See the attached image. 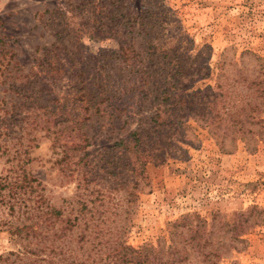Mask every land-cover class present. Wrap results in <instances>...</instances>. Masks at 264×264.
Segmentation results:
<instances>
[{
    "label": "rangeland",
    "instance_id": "1",
    "mask_svg": "<svg viewBox=\"0 0 264 264\" xmlns=\"http://www.w3.org/2000/svg\"><path fill=\"white\" fill-rule=\"evenodd\" d=\"M249 53L264 63V0H0V264H116L117 243L138 249L183 216L217 213L259 222L226 264H264V142L223 154L185 107L190 129H167L162 161L141 172L130 149L135 132L151 144L176 76L189 92L221 79L238 105L254 101ZM103 88L126 109L122 129L86 109ZM87 115L89 145L72 151V119ZM87 223L99 227L85 236Z\"/></svg>",
    "mask_w": 264,
    "mask_h": 264
},
{
    "label": "trees",
    "instance_id": "2",
    "mask_svg": "<svg viewBox=\"0 0 264 264\" xmlns=\"http://www.w3.org/2000/svg\"><path fill=\"white\" fill-rule=\"evenodd\" d=\"M130 50L132 49L120 48L122 60L127 65H130L131 59H136L135 56H131L134 54ZM245 54L247 53L242 55ZM249 54L258 61V66L255 69L257 76L252 82L255 88V94H253L255 100H244L242 106L238 105L240 103L231 96L232 91L225 87L221 79L214 87L194 89L192 92H189V88L183 90L180 87V80L177 76L173 84H165L162 91L165 106L163 109L159 108L155 116L151 118V130L153 131L149 134L152 140L151 144L148 147L145 146L141 133L132 134L134 144L130 149L136 154L139 164L136 169L144 172L149 163H157L162 161V157L167 156V154L164 155L166 148H164L162 138L167 135L168 128L190 129L189 126H186L188 120L182 114L185 107L191 111L194 109V123L198 128L208 132L223 154H233L240 143L244 144L250 153L257 150L259 144L264 142V63L255 54ZM238 66L236 64V67ZM177 67V73L180 76L185 75L182 66L177 64ZM208 69L205 68V72L199 74L196 80L208 78ZM220 69L223 71L225 68L222 66ZM193 99L194 107L192 106ZM129 100L128 97L126 100H121L124 107L126 101ZM91 106L98 107L97 114L101 117L109 116L108 122L111 123V127L122 129L127 125V121L122 120L124 116L128 118L126 109L120 110L118 100L108 94L105 88L102 89L100 96L94 100L92 98L88 100L86 109H90ZM109 109L112 111L108 112ZM88 117L87 115L84 120L80 121L72 119L76 130L81 132L79 140L76 142L72 140V144H70L72 151L84 149L89 145V132H83ZM74 127L70 128L72 132L75 131ZM194 140L198 141L196 129H194ZM178 141L176 139L175 142L169 141L167 145L170 146V143L173 146L177 145ZM116 145L127 148V141L121 140ZM87 207V204H83V210ZM255 209L253 208L252 211ZM85 216L86 219L95 218V214L90 210L86 211ZM250 216L246 213H239V217L244 218L245 221H236L234 224H230L220 213L213 215L211 222L199 216L186 215L176 222L170 223L167 235L159 237L155 243L145 244L136 249L127 246L126 242L122 241L115 245L113 253L109 255L115 258L116 264H226V259L231 257L234 251L242 250L240 244L245 243L242 237L258 225L257 219L248 223ZM85 225L87 233L85 236L93 233V227L96 229L99 227L98 224L87 223Z\"/></svg>",
    "mask_w": 264,
    "mask_h": 264
}]
</instances>
